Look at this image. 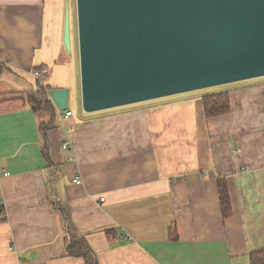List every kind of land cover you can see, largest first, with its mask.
I'll return each instance as SVG.
<instances>
[{
	"label": "crops",
	"instance_id": "obj_1",
	"mask_svg": "<svg viewBox=\"0 0 264 264\" xmlns=\"http://www.w3.org/2000/svg\"><path fill=\"white\" fill-rule=\"evenodd\" d=\"M70 1L0 0V264H87L69 234L98 264H251L264 249V81L230 90L231 111L212 118L200 98L86 113L79 56L60 60ZM36 67L38 84L70 88L72 116L33 110Z\"/></svg>",
	"mask_w": 264,
	"mask_h": 264
},
{
	"label": "water",
	"instance_id": "obj_2",
	"mask_svg": "<svg viewBox=\"0 0 264 264\" xmlns=\"http://www.w3.org/2000/svg\"><path fill=\"white\" fill-rule=\"evenodd\" d=\"M76 16L86 113L264 76V0H76ZM49 95L68 110L70 88Z\"/></svg>",
	"mask_w": 264,
	"mask_h": 264
},
{
	"label": "trees",
	"instance_id": "obj_3",
	"mask_svg": "<svg viewBox=\"0 0 264 264\" xmlns=\"http://www.w3.org/2000/svg\"><path fill=\"white\" fill-rule=\"evenodd\" d=\"M36 68V70L42 69V67ZM7 69L9 68L6 63L0 60V72ZM51 89L52 87L50 85L39 82L37 88L26 91V96L31 102L34 111L48 110L50 112H54L55 106L49 95V91ZM202 103L206 118L225 115L231 111L230 90L204 95L202 97ZM51 125L52 123H43L41 125L42 131L45 132ZM44 150L46 157L49 158L48 146H46ZM217 186L222 215L224 218H227L232 214V202L226 178H219ZM1 220H7L6 209L2 204H0V221ZM174 239H177V237ZM66 245L69 255L78 257L81 256L86 260L87 264H98L96 255L84 236L69 234L66 237ZM250 260L251 264H264V249L252 252L250 254Z\"/></svg>",
	"mask_w": 264,
	"mask_h": 264
},
{
	"label": "rangeland",
	"instance_id": "obj_4",
	"mask_svg": "<svg viewBox=\"0 0 264 264\" xmlns=\"http://www.w3.org/2000/svg\"><path fill=\"white\" fill-rule=\"evenodd\" d=\"M69 5V10H70V22H71V36H72V51H68L67 50V54L69 56H67V54H63V56L60 57V60L62 62L66 61L68 62V59L72 60L74 59L77 55L79 56V49H78V31H77V16H76V0H71ZM67 11V8H66ZM65 11V12H66ZM74 50V53H73ZM69 53H73L75 55H73L72 58V54ZM75 56V57H74ZM74 82L73 84H75V86L78 88L80 86V74L79 72L75 70L74 73ZM252 81H264V76L263 77H259V78H255V79H251V80H246V81H240V82H235V83H230V84H225V85H220V86H215V87H210V88H205L202 90H197V91H191V92H186V93H181V94H176V95H172V96H168V97H163V98H158V99H154V100H150V101H146V102H140V103H136V104H131V105H124V106H119V107H115L113 109L110 110H117V109H123V108H127L129 106H134V105H145V103H151L152 106H158V105H174L175 103L178 102H182V100H187L189 98H200L202 99V97L204 95L207 94H212V93H218L221 91H225V90H232L233 88L239 86V85H244L246 83L252 82ZM31 82L33 83V85L36 87L38 84V80L35 76H32ZM202 102V100H201ZM79 104V103H78ZM138 106V107H139ZM203 106V103H202ZM77 107V102L73 99H70V108H76Z\"/></svg>",
	"mask_w": 264,
	"mask_h": 264
},
{
	"label": "built area",
	"instance_id": "obj_5",
	"mask_svg": "<svg viewBox=\"0 0 264 264\" xmlns=\"http://www.w3.org/2000/svg\"><path fill=\"white\" fill-rule=\"evenodd\" d=\"M47 74H48L47 70H35V71H34V75H35L36 78L39 79V80L44 79V78L47 76ZM72 115H73V112H72V111H70V110L66 111V114H65L66 117H69V116H72ZM67 146H68V145H67V143H66V144L64 145V147L66 148ZM6 174H7V173H6ZM75 181H76L77 183H80V182H81L79 178L75 179ZM0 204H2V200H1V199H0Z\"/></svg>",
	"mask_w": 264,
	"mask_h": 264
}]
</instances>
